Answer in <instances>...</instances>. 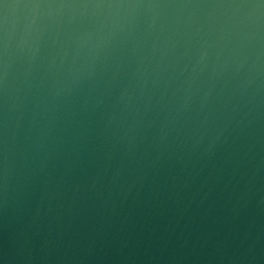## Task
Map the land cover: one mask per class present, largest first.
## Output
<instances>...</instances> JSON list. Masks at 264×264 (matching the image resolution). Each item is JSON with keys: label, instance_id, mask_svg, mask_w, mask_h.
<instances>
[{"label": "water", "instance_id": "95a60500", "mask_svg": "<svg viewBox=\"0 0 264 264\" xmlns=\"http://www.w3.org/2000/svg\"><path fill=\"white\" fill-rule=\"evenodd\" d=\"M0 264H264V0H0Z\"/></svg>", "mask_w": 264, "mask_h": 264}]
</instances>
